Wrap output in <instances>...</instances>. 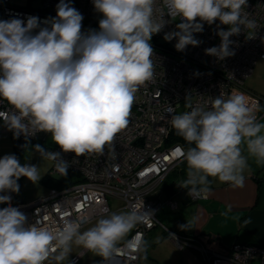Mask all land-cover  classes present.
Listing matches in <instances>:
<instances>
[{
	"label": "clouds",
	"instance_id": "obj_1",
	"mask_svg": "<svg viewBox=\"0 0 264 264\" xmlns=\"http://www.w3.org/2000/svg\"><path fill=\"white\" fill-rule=\"evenodd\" d=\"M247 2L92 0L102 18L98 30L87 31H82V14L65 0L43 27L36 16H28L26 23L19 18L0 20V100L10 105L9 111L0 112V119L14 138L24 135L27 140L46 132L65 153L103 154L128 125L139 88L154 79L150 41L165 27V15L181 21L177 31L164 35L166 41L176 39L177 51L199 45L193 34L202 32L205 22L227 25L217 33L220 45L205 50L223 60L235 54L229 38L255 28L244 11ZM209 104L207 110L197 106L171 117L173 129L187 144L176 147L173 156L187 166L181 187L191 197L211 190L210 177L243 187L249 158L264 165V122L257 118L258 106L235 90L227 98L210 97ZM34 149L56 161V169L66 174L68 165L59 153L41 145ZM21 177L34 184L41 178L36 165H22L15 154L0 158V193H18ZM10 202V195H0V204L9 205L0 209V264H62L73 244L110 260L121 242L140 248L139 234L126 237L153 215L143 210V203L127 212L104 209L92 227L81 231L84 220L79 218H65L55 228L40 220L28 224L27 216ZM181 228H189L188 222Z\"/></svg>",
	"mask_w": 264,
	"mask_h": 264
},
{
	"label": "built area",
	"instance_id": "obj_2",
	"mask_svg": "<svg viewBox=\"0 0 264 264\" xmlns=\"http://www.w3.org/2000/svg\"><path fill=\"white\" fill-rule=\"evenodd\" d=\"M59 2L0 0V20L19 18L26 23L28 16H36L43 27L44 20L56 16ZM65 2H69L84 17L82 31L98 30L102 15L94 10L92 0ZM161 7L158 3L157 8ZM244 11L249 19L255 21V28H245L239 35L231 36L229 39L233 44L230 49L235 54L223 60L206 54L205 50L220 45L221 39L217 33L220 29L227 30V25L220 24L219 20L211 25L205 22L203 31L193 34L200 41L199 45H188L184 51H177L174 47L176 39L166 41L164 35L177 31L176 24L181 21L179 18L173 21L165 15V27L154 34L150 41L154 49V79L139 88L130 109L128 125L115 135L111 144L105 146L103 154L76 156L72 152H63L57 144L42 146L47 152L59 153V159L68 165L66 174L61 173L56 169V161L43 156L52 163L50 176H58L59 180L49 178L60 183L70 175L72 183L61 188L50 187L46 195L30 203L18 202L14 192L0 194L11 196V206L17 207L27 216L28 224L40 220L54 228L61 226L65 218L84 220V228L101 217L104 209L110 212L108 197L120 201L128 211L133 205L143 203V210L153 213L152 220L137 224L128 238L131 240L139 234L140 248L133 250L124 242L110 260L104 259L101 264H138L143 241L155 228H160L177 248L196 250L205 264H251L254 261L264 264V248L256 245L234 243L224 247L212 238L176 235L157 219L163 205L176 211V203L171 199L163 202L149 199L166 176L183 163L173 156L175 148L180 145L167 143L173 129V114H181L197 106L207 110L210 97L223 95L227 98L235 90L243 93L250 104L258 106L256 115L260 119V106L264 101L248 93L244 83L252 75L257 62H264V0H248ZM9 110L10 105L0 100V112ZM0 124L3 127L2 134L10 136L13 133L2 119ZM46 134L38 132L27 140L21 135L18 139L43 143ZM189 199L193 203L204 201L207 193L189 196ZM8 206L4 203V207ZM77 261L78 258H73L70 264Z\"/></svg>",
	"mask_w": 264,
	"mask_h": 264
},
{
	"label": "crops",
	"instance_id": "obj_3",
	"mask_svg": "<svg viewBox=\"0 0 264 264\" xmlns=\"http://www.w3.org/2000/svg\"><path fill=\"white\" fill-rule=\"evenodd\" d=\"M260 112L259 120L264 122V105ZM243 154L247 156L246 148ZM175 170L149 196L153 201L171 199L177 205L176 211L162 206L157 214L161 225L179 236L215 239L224 247L234 243L264 247V165H258L254 158L248 159L243 187H232L210 177L207 199L194 203L190 202L188 190L181 187L186 178L174 174ZM187 222L189 228H181ZM138 264L205 263L196 250L177 248L160 228H155L143 241Z\"/></svg>",
	"mask_w": 264,
	"mask_h": 264
},
{
	"label": "rangeland",
	"instance_id": "obj_4",
	"mask_svg": "<svg viewBox=\"0 0 264 264\" xmlns=\"http://www.w3.org/2000/svg\"><path fill=\"white\" fill-rule=\"evenodd\" d=\"M244 89L251 95H254L264 101V62H257L252 75L244 83ZM183 106L184 104L181 105V107ZM2 131L3 127L0 124V155L4 156L6 154L13 153V144L10 136L8 134H2ZM35 145L51 146L55 145V143L51 138V134L47 133L43 143H36L30 145L22 152L19 158V162L22 165L25 163L36 165L38 167V171L41 178L35 184L29 181L26 177H21L18 180V184L20 186L19 192L15 193V197L17 198L18 202L30 203L37 200L39 197L46 195L48 192V186L44 183V181L51 180L49 177L57 181L59 180L58 176H50L52 163L47 158L41 156L39 152L35 151ZM108 205L110 210L109 213L128 211L122 208V203L113 197H108ZM96 220L86 225L84 228L81 229V231L92 227L96 223ZM132 231L128 234L126 240L131 236ZM123 243L124 242H121L117 245V247ZM72 257L78 258V261L75 264H101V261L104 259L99 255H96L92 252H89L88 250L83 249L82 247L76 246L75 244L72 245L71 253L65 258L62 264H69L72 261ZM142 261L143 259L141 260V262ZM254 263L259 264L258 261H254L251 264ZM45 264H48V262H46Z\"/></svg>",
	"mask_w": 264,
	"mask_h": 264
},
{
	"label": "trees",
	"instance_id": "obj_5",
	"mask_svg": "<svg viewBox=\"0 0 264 264\" xmlns=\"http://www.w3.org/2000/svg\"><path fill=\"white\" fill-rule=\"evenodd\" d=\"M261 105H264V103H262ZM10 138L12 140V144H13V153L17 156V158L19 159L22 152L29 147L30 145H33L35 143L30 142V141H21L18 138H14L13 137V133L10 134ZM167 143L169 144H178L180 146H183L184 148L187 147V144L185 143V141L183 140L182 137L178 136L175 132L174 129H172V131L170 132L169 138ZM27 144V147H24V145ZM186 164L182 163L174 172V174L179 173L183 178H186ZM72 177L70 175H68V177L66 176V178L60 182V183H56L53 180H46L44 181V183L48 186V188L52 187V188H61L67 185H70L72 183ZM1 195V194H0ZM4 208V203L0 204V209ZM264 248V247H261Z\"/></svg>",
	"mask_w": 264,
	"mask_h": 264
}]
</instances>
